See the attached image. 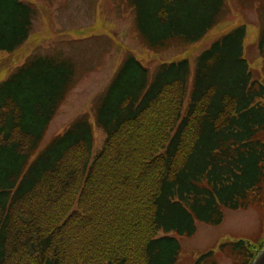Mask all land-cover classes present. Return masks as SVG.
<instances>
[{
  "label": "trees",
  "instance_id": "obj_1",
  "mask_svg": "<svg viewBox=\"0 0 264 264\" xmlns=\"http://www.w3.org/2000/svg\"><path fill=\"white\" fill-rule=\"evenodd\" d=\"M130 3L157 52L200 41L226 6ZM36 15L24 0H0V50L22 46ZM246 36L241 25L194 65L163 62L154 73L127 55L95 105L107 136L97 154L83 114L32 160L75 85L72 60L36 54L1 82L0 264H176L178 235L264 201V83L250 71ZM259 48L264 55V29ZM236 243L242 264L264 248Z\"/></svg>",
  "mask_w": 264,
  "mask_h": 264
},
{
  "label": "rangeland",
  "instance_id": "obj_2",
  "mask_svg": "<svg viewBox=\"0 0 264 264\" xmlns=\"http://www.w3.org/2000/svg\"><path fill=\"white\" fill-rule=\"evenodd\" d=\"M24 1L36 7L34 29L18 49L0 50V83L36 54L68 58L76 65L75 85L32 160L83 114H89L93 124L94 153L104 148L107 136L95 122V105L129 54L135 55L152 73L163 62L188 58L194 65L197 56L214 41L245 25L244 55L253 78L264 83V55L259 48L264 29V0H226L219 22L200 41L162 52L146 47L130 0ZM163 234L160 232L159 236ZM177 237L181 247L176 264H242L246 259L234 252L243 247L236 246V242L243 240L246 247L253 246L254 252L264 245V201L248 209H226L221 224L199 222L194 235ZM210 251L214 254L203 257Z\"/></svg>",
  "mask_w": 264,
  "mask_h": 264
},
{
  "label": "water",
  "instance_id": "obj_3",
  "mask_svg": "<svg viewBox=\"0 0 264 264\" xmlns=\"http://www.w3.org/2000/svg\"><path fill=\"white\" fill-rule=\"evenodd\" d=\"M253 264H264V249L259 252Z\"/></svg>",
  "mask_w": 264,
  "mask_h": 264
}]
</instances>
